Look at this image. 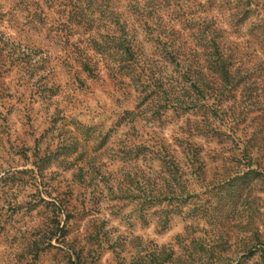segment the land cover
<instances>
[{"label":"clouds","instance_id":"1","mask_svg":"<svg viewBox=\"0 0 264 264\" xmlns=\"http://www.w3.org/2000/svg\"><path fill=\"white\" fill-rule=\"evenodd\" d=\"M261 119L264 0H0V264H264Z\"/></svg>","mask_w":264,"mask_h":264},{"label":"rangeland","instance_id":"2","mask_svg":"<svg viewBox=\"0 0 264 264\" xmlns=\"http://www.w3.org/2000/svg\"><path fill=\"white\" fill-rule=\"evenodd\" d=\"M253 86V85H252ZM255 87H258L257 83L255 82ZM252 141H264V119L259 120L256 123V126L252 132ZM217 197V206L212 207L210 206L209 209L206 211L210 215H216L219 208L223 207L225 204H227L229 201H231L234 197V190L230 186H222L216 193ZM61 234L63 235V230H61Z\"/></svg>","mask_w":264,"mask_h":264},{"label":"trees","instance_id":"3","mask_svg":"<svg viewBox=\"0 0 264 264\" xmlns=\"http://www.w3.org/2000/svg\"><path fill=\"white\" fill-rule=\"evenodd\" d=\"M71 19H75V17L74 16H70V20ZM251 75V74H250ZM243 80H248L249 79V77H244V78H242ZM255 80H252V82H251V84H245V92L246 93H248V95L249 96H251L252 95V93L255 91V89L257 88V87H255ZM237 83H239V81L237 82ZM253 85V86H252Z\"/></svg>","mask_w":264,"mask_h":264}]
</instances>
